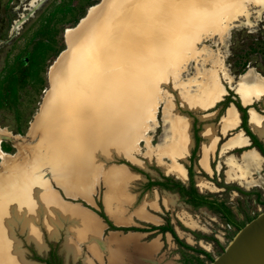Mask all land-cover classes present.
Returning <instances> with one entry per match:
<instances>
[{
  "label": "bare ground",
  "instance_id": "1",
  "mask_svg": "<svg viewBox=\"0 0 264 264\" xmlns=\"http://www.w3.org/2000/svg\"><path fill=\"white\" fill-rule=\"evenodd\" d=\"M254 8L264 10V0H104L101 8L90 10L79 29L67 31V52L50 70V88L31 127L30 137L37 141L18 142V156H8L1 149L0 132V264H39L29 261L26 250L18 246L16 226L40 252L48 249L44 238L57 240L64 233L63 250L82 264L162 263L156 259L160 238L145 242L146 234L136 230L105 237L106 225L97 213L65 198L99 208L95 196L104 189L103 211L115 225L142 227L137 220L163 223L149 210L163 213L158 191L139 203L134 189L144 177L113 161L124 159L152 172L139 158L144 146L146 158H155L165 172L188 179L183 164L194 146L192 124L180 114L174 98L164 106V127L155 144L161 127L159 107L166 102L161 90L168 86L176 95L180 91L182 108L211 109L220 89L216 83L207 87L202 67L192 66L194 76L189 67L200 56L199 45L215 36L223 40ZM207 63L215 67L219 61L211 54L202 65ZM235 89L245 104L252 103L264 97V78L251 70ZM237 113L228 109L221 119L225 130L241 121ZM261 115L250 111L249 122L258 135H264ZM202 137L199 164L212 174L209 156L216 149V128L205 126ZM245 141L238 134L225 148ZM228 163L230 181L248 188L257 183L248 180L260 165L255 152ZM198 185L207 190L203 180ZM162 200L168 210L177 197L165 191ZM179 218L190 229L201 228L196 220Z\"/></svg>",
  "mask_w": 264,
  "mask_h": 264
},
{
  "label": "rangeland",
  "instance_id": "2",
  "mask_svg": "<svg viewBox=\"0 0 264 264\" xmlns=\"http://www.w3.org/2000/svg\"><path fill=\"white\" fill-rule=\"evenodd\" d=\"M103 3L104 0H0V132H4L1 149L8 156H18V142L32 144L37 141L36 137H30L31 127L50 88V70L68 49L67 31L78 29L84 21L89 19L90 10L101 8ZM198 47L201 50L200 56L198 60L191 63L190 76L196 74L192 66L199 65L200 68L202 67L204 78L202 79L207 87L217 84L220 90L215 99L216 102L214 101L215 105L211 109L198 112L182 108L177 98V95L180 96L178 93L180 91L176 95L174 90L164 86L161 95L166 98V102L159 107L161 127H157L155 137V144H158L164 127L162 121L164 106L168 99L174 98L180 114L189 118L192 124L194 146L188 162L183 164L188 179L182 180L172 173H167L157 166L158 161L155 158L150 160L146 158L144 146L143 154L139 158L152 172H147L124 159L117 158L113 161L127 165L133 172L144 177V180L139 181L134 189V192L139 194V203L146 194L158 191V202L163 213L149 210L159 218L162 217L163 223L159 225L172 227L176 238L170 232L161 233L156 230L159 225L150 223L140 222L142 228H122L113 225L111 220L104 218L100 200L104 189L99 190L95 196L100 211L88 206L84 201L83 203L82 200L65 198L69 201H80L104 218L108 225L106 233L116 230L124 232L136 230L146 234L145 242L160 238L162 248L156 255V259L162 260L160 264H210L212 259L223 252L238 231L236 227L229 225L220 213L206 206H195L189 202V193H187L189 190L185 189L192 190L194 186L199 196L224 203L240 223H247L264 211V158L258 149L251 148V140L241 127L243 113L237 107L239 104L248 109V127L264 144V135L254 132L249 122L251 110L264 117V97L245 104L235 89L251 70L264 78V10L254 8L250 14H245V18L232 25L231 32L223 40L215 36L205 40ZM211 54L219 63L215 67L211 63L202 65L203 59ZM187 78L188 76H185V79ZM229 108H234L238 112V120L241 118V121L234 129L226 128L225 130L221 121ZM208 125L216 128L217 145L209 156L212 174H208L199 164L200 148L205 141L202 131ZM238 134L244 141L246 140L245 144L225 148ZM245 152H255L260 159V165L248 176L249 181L254 180L257 183L249 188L240 181L228 179L230 171L228 161L230 159L240 161ZM199 180L208 184L207 190L199 187ZM161 181H166L171 186L162 185L161 187L159 186ZM181 190L182 195L178 193ZM165 191L177 197L174 206L168 210L163 206L162 200ZM179 216L196 220L201 228H188ZM14 235L21 242L18 246L26 250L25 257L29 261H36L39 264H82L81 260L74 261L71 256L66 255L63 250V238L49 240L46 237L48 249L40 252L33 243L28 241L27 234L21 232L20 226L14 228Z\"/></svg>",
  "mask_w": 264,
  "mask_h": 264
},
{
  "label": "water",
  "instance_id": "3",
  "mask_svg": "<svg viewBox=\"0 0 264 264\" xmlns=\"http://www.w3.org/2000/svg\"><path fill=\"white\" fill-rule=\"evenodd\" d=\"M98 217L108 228L104 218ZM64 237L63 234L60 235V238ZM44 241L48 246L45 238ZM210 264H264V211L239 229L223 252Z\"/></svg>",
  "mask_w": 264,
  "mask_h": 264
},
{
  "label": "trees",
  "instance_id": "4",
  "mask_svg": "<svg viewBox=\"0 0 264 264\" xmlns=\"http://www.w3.org/2000/svg\"><path fill=\"white\" fill-rule=\"evenodd\" d=\"M237 107L243 113L241 127L247 133L249 138L254 142L253 146H257L260 153L264 157V146H263V144L258 139V137L252 133V131L248 127V121H247L248 120V118H247V110L248 109L243 107L242 105H239V104H237ZM192 192L195 195V199L191 200V201L189 200V202H191L193 205H195V206H206V207L214 210L215 212L220 213L226 219V221L229 225L236 227L238 230L241 229L246 224V223H240L239 221H237L235 218V215L233 214L231 209L229 207H227L224 203H219L218 201H214V200L208 199L206 197L199 196L194 186L192 187ZM187 193H189V192H187ZM104 218L106 219L107 217L105 216ZM252 219H250V220H252ZM175 238H176V235H175ZM200 252L203 253V251H200ZM212 261H213V259L211 260V262Z\"/></svg>",
  "mask_w": 264,
  "mask_h": 264
},
{
  "label": "flooded vegetation",
  "instance_id": "5",
  "mask_svg": "<svg viewBox=\"0 0 264 264\" xmlns=\"http://www.w3.org/2000/svg\"><path fill=\"white\" fill-rule=\"evenodd\" d=\"M251 140V139H250ZM262 143V142H261ZM253 144H254V142L251 140V148H256V149H258L257 148V146H253ZM263 144V143H262ZM263 146H264V144H263ZM259 150V149H258ZM212 169V168H211ZM162 185L164 186V187H169V186H171L169 183H167L166 181H164V182H162L161 181V185L159 184V186H161L162 187ZM186 191L187 190H189V196H188V200H194L195 199V195H194V193L192 192V190H190V189H185ZM178 193L180 194V195H182L183 194V192H182V190L181 191H178ZM95 201L97 202V199H95ZM92 208H94L95 210H97V211H100V208H95V207H92ZM95 212V211H94ZM108 219V218H107ZM111 220V219H110ZM112 221V220H111ZM137 222H138V224H140V222L141 221H138L137 220ZM113 224H115L114 222H113ZM115 226H117V225H115ZM117 227H119V226H117ZM143 227V226H142ZM142 227H134V228H142ZM122 228H124V227H122ZM172 228V227H171ZM171 228H169V227H167L166 225H159V227L156 229V230H158V231H161V233H163V234H165V233H167V232H170L172 235H173V237H175V235H176V233H175V231L173 230V229H171ZM106 230H107V226H106V229H105V231H104V236L105 237H107L111 232H117V231H120V230H116V231H111V232H109V233H106ZM121 232H124V231H121ZM124 233H126V232H124Z\"/></svg>",
  "mask_w": 264,
  "mask_h": 264
}]
</instances>
